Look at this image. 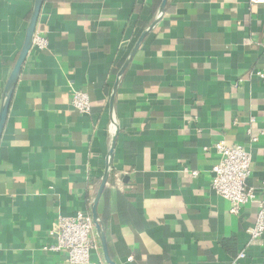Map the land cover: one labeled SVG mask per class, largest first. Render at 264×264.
<instances>
[{
	"label": "crops",
	"instance_id": "1",
	"mask_svg": "<svg viewBox=\"0 0 264 264\" xmlns=\"http://www.w3.org/2000/svg\"><path fill=\"white\" fill-rule=\"evenodd\" d=\"M162 1H43L46 48L32 46L0 139V264H69L42 248L59 217L90 214L113 128L97 214L115 264H264V237L248 233L258 204L233 215L210 186L224 140L250 150L247 185L264 200V4L167 0L120 76ZM33 3L0 0V105ZM91 261L105 263L101 248Z\"/></svg>",
	"mask_w": 264,
	"mask_h": 264
},
{
	"label": "built area",
	"instance_id": "2",
	"mask_svg": "<svg viewBox=\"0 0 264 264\" xmlns=\"http://www.w3.org/2000/svg\"><path fill=\"white\" fill-rule=\"evenodd\" d=\"M250 5H262L264 0H248ZM32 46L39 50L46 48V40L34 35ZM256 76L264 79V70L257 71ZM72 107L79 113L90 111V101L86 93L74 91ZM254 119L251 118L250 122ZM250 144L258 142L259 137L247 131ZM214 149L219 156L218 162L211 169V189L215 194L230 203V213L237 215L248 204L257 203L258 212L254 226L248 231L252 244L264 237V200H260L254 188L247 185L251 174L252 154L243 145H228L224 140L215 143ZM193 177L197 172H191ZM91 216L88 212L78 211L74 216L59 217L54 231L50 233L53 243L45 245V253H64L69 264H105L92 262L91 255L99 252L100 245L96 237ZM240 253L237 259L244 258Z\"/></svg>",
	"mask_w": 264,
	"mask_h": 264
},
{
	"label": "water",
	"instance_id": "3",
	"mask_svg": "<svg viewBox=\"0 0 264 264\" xmlns=\"http://www.w3.org/2000/svg\"><path fill=\"white\" fill-rule=\"evenodd\" d=\"M44 0H34L33 3V7L31 10V14L29 17V21L26 27V32L24 35V39L22 42V46L20 48L19 54L16 58V61L12 67V70L10 72V75L6 81V84L3 88V92H2V100H1V105H0V139L2 136V132L6 123V119H7V115H8V111H9V107H10V103H11V99L16 87V84L18 82L22 67L25 63V60L32 48V41H33V37L35 34V28H36V24H37V20H38V16L41 10V6L43 4ZM167 0H163L162 4L160 6V13L158 18L155 20V22H153V24L140 36L139 40L137 41L129 60L126 62V64L124 65V67L122 68L121 72H120V76L122 75V73L124 72V70L126 69L130 59L134 56V54L136 53L138 47L140 46L142 40L144 39V37L158 24V22L161 20L162 14L164 12L165 6H166ZM117 85H118V80L115 84L112 96H111V100H110V105L112 107L113 101H114V97L116 94V90H117ZM118 136V132L117 130H115V128H113V133H112V139H111V145L106 157V161H105V169H104V173L101 179V182L99 184V187L97 189V192L95 194V196L93 197L91 204H90V216L92 219V223L94 226V231L96 232L97 238H98V242L100 244V248L103 254V258H104V262L105 264H115L112 259L110 258L109 254H108V250H107V244H106V238H105V234L104 231L102 229V224L99 221L98 218V214H97V207L98 204L100 202L101 196L103 194V191L106 187V183L110 174V170H111V161H112V157H113V153H114V148H115V144H116V139Z\"/></svg>",
	"mask_w": 264,
	"mask_h": 264
}]
</instances>
